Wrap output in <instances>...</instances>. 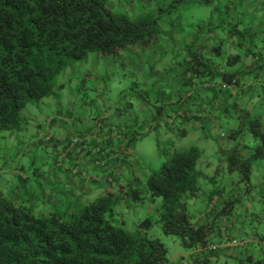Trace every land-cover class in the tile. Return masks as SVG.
I'll use <instances>...</instances> for the list:
<instances>
[{"label": "trees", "instance_id": "trees-1", "mask_svg": "<svg viewBox=\"0 0 264 264\" xmlns=\"http://www.w3.org/2000/svg\"><path fill=\"white\" fill-rule=\"evenodd\" d=\"M155 2V16L147 13L131 22L126 13L110 11L106 0H0V131L19 130L27 118L22 108L53 95L56 77L86 59L89 52L113 54L128 46L144 50L150 82L144 92L155 93V100L161 94L168 100V123L178 125L182 118L189 117L204 119L211 109L194 110L189 102L194 79L211 76L212 65L233 66L239 62L237 47L243 40L253 43L255 35L248 23L244 25L245 16L237 14L236 9L243 3L250 8L247 4L255 0H169L166 8ZM214 3L218 6L205 19L202 10ZM176 12L179 15L175 19L160 23L161 18ZM213 14H218L216 23ZM197 19L200 23L195 22ZM162 40L163 49L159 50L155 45ZM167 53L170 62L164 64ZM152 64H162L161 69L156 70ZM223 74V80L237 86L235 73ZM163 106H156L157 113L163 112ZM177 108L182 109L183 117L173 119L170 115ZM200 111L204 116L198 117L196 113ZM58 116L50 120L70 122V116ZM261 126L259 120L247 124L251 135L261 141L254 154L241 159L230 149L226 155L227 170L239 173L247 191L253 161L264 153ZM86 134L89 132L79 131L75 135ZM235 134L230 133L228 138L236 143L238 132ZM136 137L131 134V138ZM238 143L232 147L235 151ZM70 145L71 140L67 139L65 147ZM72 148L75 146L69 151ZM200 155L195 148L177 151L152 171L141 187L128 188L127 192L125 186L121 188L125 200L106 194L72 212L69 218L63 216V211H51L50 216L35 215L0 189V264H171L165 243L149 235L156 223L185 248L205 246L212 227L193 224L188 209V201L199 189L201 173L195 166ZM157 197H161L159 205ZM132 201H140L144 207L146 202L155 203L159 213V220L155 221L151 215L136 218L135 214L134 234L125 228L123 223L128 226V222L121 210H116L118 205L132 207ZM119 218L121 223L116 224L115 219Z\"/></svg>", "mask_w": 264, "mask_h": 264}, {"label": "rangeland", "instance_id": "rangeland-1", "mask_svg": "<svg viewBox=\"0 0 264 264\" xmlns=\"http://www.w3.org/2000/svg\"><path fill=\"white\" fill-rule=\"evenodd\" d=\"M106 1L107 8L116 13L122 11L121 13L125 14V6L128 8L134 6L133 0ZM156 1L163 5L169 0ZM152 2L153 0H136V3L141 7ZM260 2L264 3V0H255L254 3ZM249 15L244 17V25L249 24L251 29L258 27L260 30H264V18L259 20L254 18L253 22H250ZM255 24L257 26L254 27ZM162 43L163 40L155 45L156 48L162 50ZM169 59L167 53L163 63H169ZM145 62L144 50H141L140 47L128 46L113 54L91 51L86 59L56 77L53 95L43 98L38 103L31 102L24 106L21 112L27 118L22 124L23 126L17 131H0V180H3L4 176L8 181L5 185L0 184V189L5 196L18 205L31 209L35 215L50 216L51 212L45 213L44 210L51 208L52 211H63V216L66 218H69L72 212L78 211L86 203L103 196L91 197L89 201L84 202V198L81 196L78 197L74 193L68 192L70 189L68 182L73 176V163L85 162V164H81L80 171L85 167H92L91 172H96L97 167L91 165V160L98 155L104 156L108 144L106 138L104 142L88 140L84 145L83 157L80 158L81 162L76 157L78 150L75 148L78 145L72 148L69 155L64 157L61 162L59 153L62 151V143L67 138H73L79 131L81 132L82 125H85L91 133L97 131L103 137L109 132V124L116 125L117 121H121V126H116V128L112 126L113 129L110 126V128L111 134H113L112 141L117 146V156L125 159L117 167L118 172L126 173L120 179V182L125 186V192L128 188L141 187L149 176L142 169L138 170V162L129 159V157L138 155L141 160L152 161L154 158H159L157 156L159 153L160 156L165 157L166 161H169L173 153L189 151L193 149V146L198 145L202 149V153H200L195 166L197 169L203 166L202 161L210 160L215 163L217 156L220 157L219 161L223 160V157L217 152V147H221L230 140L219 136L218 131H212L209 139L205 141L200 138L201 132L188 130V134L184 135L180 132V128L178 129L176 122L168 123L166 117L169 110L168 100L163 94L155 100V93L144 92L150 87L146 74L149 66L145 65ZM152 65L155 66L156 70H160L162 64ZM158 84L159 82H156L154 88L157 89ZM162 104L164 110L159 114L156 111V106ZM58 114L70 116L72 119L63 124L56 122L48 128L45 118L54 115L59 117ZM98 124L101 126L98 127ZM151 125H155V127ZM145 127L148 129L145 132L146 135L143 132ZM133 129L137 130L135 132L136 138H131V134L134 133ZM161 129H165L166 133L174 137V139L165 142L166 149L163 151H161V141L158 137L150 139L153 132L159 133ZM50 131L55 133L52 135L55 136V140L46 139ZM141 132L144 134L142 137L139 136ZM129 137L130 139L127 140ZM125 140L128 142L126 147ZM99 147L101 150H98ZM134 163L137 167H134ZM153 170L155 169L149 168L150 172ZM21 176L23 177L21 178ZM52 188H55L54 190L57 192V199L55 200L52 198L54 197L53 193L50 197L47 194ZM11 190H14L18 195L13 196ZM131 195L129 194L127 197ZM112 196L115 198L121 196L125 200V195L120 192H113ZM158 200L161 201V197H157L156 203ZM131 204L133 206L129 208H122L121 205L116 207L117 211L121 210L120 212H122L126 222L133 220L135 214L137 216L147 214L153 217L152 213L157 212L155 203L146 202L145 207L140 201H132ZM120 220V218L115 219L116 224H120ZM123 224L125 228L128 227L127 223ZM157 226H159L158 223L150 229L149 235L159 237L166 246L171 247L173 237L163 233ZM174 240L176 239L174 238Z\"/></svg>", "mask_w": 264, "mask_h": 264}, {"label": "crops", "instance_id": "crops-1", "mask_svg": "<svg viewBox=\"0 0 264 264\" xmlns=\"http://www.w3.org/2000/svg\"><path fill=\"white\" fill-rule=\"evenodd\" d=\"M243 4L245 5V3ZM262 4L261 7L264 8ZM247 5L251 7V4ZM240 13L243 17L244 14L245 17L250 14L248 12ZM263 31L258 27L251 29L255 38L253 39V43L252 41L248 43L247 40H243L237 47V51L240 53V60L237 64L233 66H225L224 64L212 65L211 76L204 75L194 79V86L192 87L194 89L193 95L189 98L192 108L194 110L197 108H209L211 112L201 120L196 119V117L182 118L178 124L180 132L184 135L188 134V130L201 132L200 138L205 141L209 139L212 131H218L219 136L222 133L225 134V138H228L230 133L234 136L238 132L236 143H239L235 146L237 147L235 151L232 147L236 143L228 138L230 142L217 147V152L223 157V160L219 161L220 157L217 156L215 163L210 160L202 161L203 166L198 169L201 173L198 180L199 189L196 195L188 201L192 223L195 225L208 224L212 227L208 242L211 243L215 240L216 244L219 245L218 251L211 253L205 250L199 251V247L185 248L177 240L170 238L172 240L171 247L167 246V249L171 264H179V261L183 258L190 260L191 264H213L209 257H217L218 259V254L226 255L229 260H234L235 264L264 261V247H262L264 246V236H261L256 230L261 224H264V176L256 175V173L264 171V153L253 161L248 191L240 179H236L239 173L227 170L226 160V155L230 154L231 150L238 155V158L246 159L255 153L256 147L261 145L260 139L251 135L247 129V124L249 121L259 120L262 123L261 129L264 131V80L260 76V73L264 72V64L259 63V60L264 58V33L263 35L260 34ZM256 37H259V39ZM223 69H230V71H224ZM228 72L236 74L237 86L234 85L225 91H214L209 88V81H219L224 76L223 73ZM50 118H45L48 128L49 125L56 124V122H60V124L68 123L66 120H58L57 118L50 120ZM120 122L117 121L116 125L112 123L109 125L116 128V126H121ZM234 124L235 126H233ZM110 126H108L109 130H111ZM75 127L78 126L75 125ZM132 131L135 133L137 130L133 129ZM81 132L90 131L87 130L85 125H82ZM52 134L55 133L52 132ZM54 137L52 136L50 141L55 140ZM106 137H98L95 140L104 142ZM106 140L108 144L105 151L110 157V166L123 163L125 159L117 156L115 142L112 139ZM127 140H125V147L128 144ZM249 140L253 142L258 140L260 143L257 145L250 143ZM85 143L78 144L75 148V150H78L76 157L79 162H81L80 158L83 157ZM193 148L202 153V149L198 145L196 147L193 146ZM99 149L101 150L100 147ZM69 152L64 153L63 156L67 157ZM60 155L62 156V151L61 154L59 153ZM81 164H85V162ZM81 164H79L80 167ZM76 165L74 164V166ZM84 169L83 171L78 169V171L72 172L73 176L70 177L68 182V186L70 187L68 192H72L78 197L81 196V198H84V202L89 201L91 197L99 195L109 194L112 196L113 192L119 193L120 189L124 187V184L120 182V179L126 174L123 171L118 172V176L114 178V181H109L105 176L102 177V171L98 168L94 173L91 172V167H85ZM79 171L80 174L78 175ZM42 172H45V170H42ZM2 179L0 180L2 185L8 183L7 178L3 176ZM253 179L255 183H253ZM98 187L102 188V191H98ZM54 189L52 188L47 194L50 197L53 193L54 197L52 198L55 200L57 199V192ZM11 191L13 192V196L16 197L18 195L14 190ZM51 211V208L44 210L45 213ZM138 217L136 215V218ZM223 218L226 219V222ZM253 224L256 225V228L252 229V235L249 236V233L244 231V229ZM233 240L244 242L232 245L231 242ZM258 256L260 258H257Z\"/></svg>", "mask_w": 264, "mask_h": 264}, {"label": "clouds", "instance_id": "clouds-1", "mask_svg": "<svg viewBox=\"0 0 264 264\" xmlns=\"http://www.w3.org/2000/svg\"><path fill=\"white\" fill-rule=\"evenodd\" d=\"M121 2H123V0H121ZM133 4H134V6L132 8H128L127 6H125V8H124V11L126 12V15H127V18L129 19V21L135 22V21H137L138 18L146 15L147 13H152L153 16H155V9L157 8V4H156L155 0H153V2L151 4H145L143 7H141L138 3H136V0H133ZM217 6L218 5L214 3V4L211 5V7L204 8L202 10L201 14L206 19L208 14L212 12V8H215ZM162 7L166 8L167 7V3H164L162 5ZM220 7L222 9V5H220ZM239 12H248V13H250L249 19L255 18L256 20H259L261 18H264V8L261 7L260 3H252L250 8L246 7V5H239V7L237 9V14ZM177 15H179V12L172 13L171 17H163V18H161L160 23H163L164 19H169V18L175 19V17ZM217 15L218 14H213L212 15L213 23L217 22ZM195 22L196 23H200V20L197 19ZM233 22H235V21H233ZM257 39H259V37ZM253 51H255V49H253ZM184 59H188V56H184ZM219 62L220 61H218V63ZM259 63L260 64H264V58L260 59ZM223 70L224 71H230V69H223ZM189 75H191V73H189ZM260 76H261V79L264 80V72H261ZM223 82L228 83L230 85L229 88H231V85H232V87L234 86V83H229V82H227V81H225L223 79H220L219 81H209L208 86L211 87V88H214L215 90L223 91V90H226V89H220V87H219V84L223 83ZM210 84H214V86H211ZM229 88H227V89H229ZM198 114H201V113H198ZM69 119H72V117H70ZM235 124H236V121H235ZM235 124L233 126H235ZM98 126H100V124H98ZM151 126L155 127V125H151ZM147 130H148L147 127H145L143 129V132H147ZM108 131H109L108 134L104 135V136H107L106 139H112L113 134H111L112 133L111 130H108ZM104 136L102 138H104ZM221 136L224 137L223 133L221 134ZM75 137H80L81 140L76 142V143H72V140ZM98 137L101 138L97 131L94 132V133L89 132V134H86V135H74L73 138H69L71 140V145L67 146L68 148L65 147V142L62 144V148H64V149H62V156L64 155V153L69 151L70 147L77 146L78 144H81L83 142H87L88 140L98 139ZM152 137H158L160 139V141H161V151L166 149V143H165L166 141L174 139V137H172L169 133H166L165 129H161L159 131V133L153 132L151 134L150 139ZM51 138H52L51 133L46 136L47 140H50ZM95 141H97V140H95ZM249 142L250 143H255L257 145L260 143L258 140L254 141V142L249 140ZM98 150H100V149H98ZM168 151L171 152V150H168ZM60 154H61V152H60ZM62 156L60 155L61 160L64 157V156L63 157ZM157 156H159V158L158 159L154 158L152 161L141 160L138 155H136L134 157H129V159H134V161H137L138 162V170L142 169L148 175V174L151 173L149 171V168L158 169L162 163L166 162V159H165L164 156H160L159 153H157ZM109 159H110L109 155L107 154V152H105L104 156L103 155H98L96 158L91 160V165L92 164L95 165L98 169H100L102 171V177L105 176L109 181H114V178L118 176L117 167L119 165L113 164V166H110ZM98 160L102 161L103 164L97 163ZM74 164H77V165L74 166ZM74 164H73V168H72V172L73 173L78 171V169H80V166H79L78 162H74ZM134 167H137V165L135 163H134ZM81 171H83V170H81ZM84 171H85V169H84ZM256 175L264 176V171H260V172L256 173ZM236 179H240V176H236ZM13 183H14V181H13ZM101 183H102V181H101ZM253 183H255L254 179H253ZM97 190L98 191H102V188L98 187ZM88 203H86V204H88ZM160 203H161V201L158 200L157 204L159 205ZM152 215H153L154 221L155 220H159V213L158 212L152 213ZM158 227L159 226H157V228ZM254 228H256V225L253 224V225H250L247 228H245L244 231L248 232L249 236H251L252 235V229H254ZM256 230L259 232V234L261 236H264V224H261V226L259 228H257ZM127 231L130 234H134L135 233V228L133 226L132 220H129V222H128ZM209 244H211L210 246L212 248H215L216 245L219 246L218 244H216V241L213 240L211 243L208 242L205 246H201V247L198 246L199 247V251H203V250L209 251V250L204 249V247H206ZM253 247L255 248L254 244H253ZM262 247H264V246H262ZM257 258H260V257L258 256ZM209 259H210V261L213 262V264H235V261L234 260H229L226 255L218 254V259H217V257H209ZM184 260H186L184 262V264H191L190 260H187V259H184V258L179 261V264H181V262L184 261Z\"/></svg>", "mask_w": 264, "mask_h": 264}, {"label": "built area", "instance_id": "built-area-1", "mask_svg": "<svg viewBox=\"0 0 264 264\" xmlns=\"http://www.w3.org/2000/svg\"><path fill=\"white\" fill-rule=\"evenodd\" d=\"M211 86H214V84H211ZM219 87H220V89H227V88L230 87V85H229L228 83L223 82V83H220V84H219ZM198 113H201V114H198ZM198 113H196V114L198 115V117H202V116H204V114H203L201 111L198 112ZM170 117L173 118V119H175L176 117H183V111H182V109H181V108H177L176 111L173 112V113L170 115ZM80 140H81L80 137H75V138H73L72 143H76V142H78V141H80ZM97 163H99V164H103L102 161H99V160L97 161ZM223 220L226 222L225 218H224ZM243 242H244V241L241 242V241H239V240H233V241L231 242V244H232V245H238V244H241V243H243ZM210 245H211V244L207 245L206 247H204V249H206V250H214V249H217V248L219 247V246L216 245L215 248H212ZM185 261H186V260L182 261L181 264H184Z\"/></svg>", "mask_w": 264, "mask_h": 264}]
</instances>
